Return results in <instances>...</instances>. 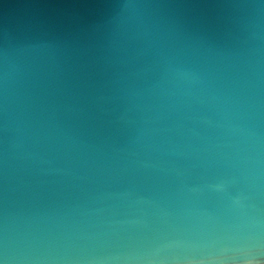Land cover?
<instances>
[{"label":"water","instance_id":"95a60500","mask_svg":"<svg viewBox=\"0 0 264 264\" xmlns=\"http://www.w3.org/2000/svg\"><path fill=\"white\" fill-rule=\"evenodd\" d=\"M0 264H264V0H0Z\"/></svg>","mask_w":264,"mask_h":264}]
</instances>
